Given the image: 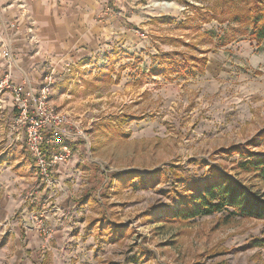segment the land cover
Returning <instances> with one entry per match:
<instances>
[{"label": "rangeland", "instance_id": "1", "mask_svg": "<svg viewBox=\"0 0 264 264\" xmlns=\"http://www.w3.org/2000/svg\"><path fill=\"white\" fill-rule=\"evenodd\" d=\"M112 1L121 41L68 68L51 96L79 126L68 142L106 179L82 204L97 248L75 246L59 264H264V221L172 216L216 169L257 182L228 153L264 152L250 145L264 131V41L232 21L244 0Z\"/></svg>", "mask_w": 264, "mask_h": 264}, {"label": "crops", "instance_id": "2", "mask_svg": "<svg viewBox=\"0 0 264 264\" xmlns=\"http://www.w3.org/2000/svg\"><path fill=\"white\" fill-rule=\"evenodd\" d=\"M117 3L0 0V46L7 42L5 24L15 20L19 24L11 34L13 60L0 54V79L11 72L16 82L27 78L37 86L50 67L61 76L71 66H81L85 59L121 41L124 24L111 6ZM26 13L35 22V42L29 41ZM14 117L11 95L0 93V264H59V257L75 246L87 243L97 248L95 237L87 239L86 234H96L98 228L89 227L90 211L82 204L89 206L95 200L96 189L106 183L104 175L82 160L84 150L75 145L71 159L55 168L54 183L43 184L26 149L25 136L12 128ZM36 213L48 238L33 221ZM106 222L101 229L115 234L116 226L108 227ZM47 244L50 254L46 252L41 261L39 251Z\"/></svg>", "mask_w": 264, "mask_h": 264}, {"label": "built area", "instance_id": "3", "mask_svg": "<svg viewBox=\"0 0 264 264\" xmlns=\"http://www.w3.org/2000/svg\"><path fill=\"white\" fill-rule=\"evenodd\" d=\"M27 15L24 14V18ZM26 22L29 41L35 42V22L29 17ZM18 25L16 20L5 24L7 42L0 46V54L5 60H13L11 34L18 29ZM57 77L56 68L50 67L37 86H33L27 78L21 83L16 82L11 72H6L0 79V93L11 95L15 109L12 128L18 135L25 136L26 149L34 159V169L45 185L53 184L55 168L71 159L73 148L68 140L81 134L71 115L58 111L52 104ZM33 221L40 231L49 235L39 213L33 215Z\"/></svg>", "mask_w": 264, "mask_h": 264}, {"label": "trees", "instance_id": "4", "mask_svg": "<svg viewBox=\"0 0 264 264\" xmlns=\"http://www.w3.org/2000/svg\"><path fill=\"white\" fill-rule=\"evenodd\" d=\"M243 2H245L242 8L244 11L238 10L232 21L244 26H252L256 39L264 41V0H244ZM250 145L254 148L264 147V131ZM228 153L240 154L242 160L236 168L244 173H250L251 179L257 182L245 186L239 181L220 174L216 169L213 171L214 175L203 183L192 184L189 187L188 196L182 195L179 210L172 214L173 219L192 220L224 214L227 221L234 218L264 221V191L261 187L262 184L264 185V152L246 150L239 146ZM124 184L129 186V182ZM130 185L132 186L131 183ZM139 185L145 187L143 182ZM106 223L108 227L111 225L110 222ZM116 232L114 235L118 237L119 234ZM255 246L264 247V244L257 242Z\"/></svg>", "mask_w": 264, "mask_h": 264}]
</instances>
